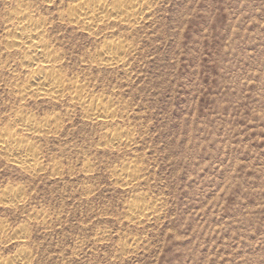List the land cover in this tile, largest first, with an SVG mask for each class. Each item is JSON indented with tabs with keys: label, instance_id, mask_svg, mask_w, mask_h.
I'll use <instances>...</instances> for the list:
<instances>
[{
	"label": "rangeland",
	"instance_id": "1",
	"mask_svg": "<svg viewBox=\"0 0 264 264\" xmlns=\"http://www.w3.org/2000/svg\"><path fill=\"white\" fill-rule=\"evenodd\" d=\"M38 1L33 16L50 23L60 71L124 118L108 128L66 102L22 103L20 66H0V126L20 109L61 119L58 134L30 140L40 173L0 156V190H25L18 207L0 206V257L16 253L25 226V264H264V0H152L142 22L99 37L59 19L76 0ZM106 39L131 46L125 65L90 68ZM4 52L0 43V62ZM116 129L130 131L129 146H103ZM125 162L142 171L135 188L111 177ZM135 197L158 213L127 220Z\"/></svg>",
	"mask_w": 264,
	"mask_h": 264
},
{
	"label": "bare ground",
	"instance_id": "2",
	"mask_svg": "<svg viewBox=\"0 0 264 264\" xmlns=\"http://www.w3.org/2000/svg\"><path fill=\"white\" fill-rule=\"evenodd\" d=\"M41 1L47 4L52 2L50 0ZM9 2L12 3H9L3 12L5 32L4 37L0 40L7 60L0 62V66L11 67L12 63L20 66L19 69L24 74V81L19 84L16 83L17 85L14 83L16 85L15 92L19 94V100L22 103H25L26 100L27 102L28 100L33 101V103L37 101L66 102L69 108L80 110L85 121L105 127L113 126L117 119L123 120L124 115L119 112L115 103L91 92L80 80L69 78L60 71L61 55L49 40L50 23L40 16L37 17L36 15L37 18L33 16L36 2L39 3V1L10 0ZM152 4V0H76L67 10L60 11L58 16L70 26H75L88 35L99 37L101 30L98 31V29L101 28L103 29L102 32L107 29L110 30L112 26L133 28L134 25L144 20L145 15L152 9ZM107 35H103L101 39ZM132 50L131 46L120 40L107 41L106 39L104 45L96 53V60L89 67L100 69L102 67L120 66L125 61L123 56ZM19 69H13V71L16 72ZM15 72L12 73L15 74ZM60 131L61 119L57 116L37 118L22 109L17 110L0 126V156L6 163L19 170L38 174L43 168L40 152L30 140L49 137L58 134ZM107 131L104 135L103 146L118 148V146L123 145L124 147L129 146L133 140L130 131L116 129L113 132L110 131V134ZM84 161L87 166L85 158ZM86 172H89L88 168ZM111 175L116 182L126 187L130 186L131 189V187L135 188L138 185L142 178V171L133 162H125L112 170ZM24 196L25 190L22 188H3L0 190V206L16 208L24 200ZM159 206L157 202L147 203L142 198L135 197L127 206V220L144 223L146 218L158 213ZM37 221L40 222L38 219ZM7 229L5 225H0V240H4L8 235L9 229ZM25 238V226L16 229L12 239L19 244L18 250L8 259L0 257V264L27 263L30 253L25 250ZM10 243H13V240Z\"/></svg>",
	"mask_w": 264,
	"mask_h": 264
}]
</instances>
